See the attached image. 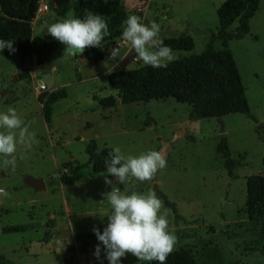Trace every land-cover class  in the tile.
I'll use <instances>...</instances> for the list:
<instances>
[{"label":"rangeland","instance_id":"rangeland-1","mask_svg":"<svg viewBox=\"0 0 264 264\" xmlns=\"http://www.w3.org/2000/svg\"><path fill=\"white\" fill-rule=\"evenodd\" d=\"M45 1L49 11L34 24L33 35H43L49 25L74 18L75 0ZM223 1L124 0V4L128 16H138L136 7L146 6L141 21L158 23L161 40L180 34L192 37V49L172 50L176 59L198 54L206 47L217 32L216 10ZM54 2L60 4L57 9ZM249 26V33L241 39H230L228 48L255 120L240 112L190 120V105L173 97L118 101L113 107L103 108L98 98L117 97V91L108 85L110 70L106 74L105 69L110 60L104 55L98 61L75 60L73 56L62 61L56 85L62 83L67 96L52 104L50 121L45 122L42 103L37 99L42 92L36 89L35 71L39 65L33 66V56L22 63L16 52L5 48L0 55V112L14 107L29 132L35 134V142L30 149L17 146L14 168L0 156V188L9 194L0 197V253L15 264H109L105 255L100 260L91 254L82 255L75 240L78 232L92 233L96 227L102 233L107 226L111 211L103 195L111 191V186L105 184L107 172L95 173L82 167L76 181L64 185L59 181L62 172L76 162L86 161L85 146L94 139L98 147H119L125 155L138 156L148 150L164 155L166 167L151 181L132 179L122 185L115 177L108 178L124 193L156 192L163 201L161 213L167 211L169 231L177 237L174 249L189 248L197 264H264L259 224L245 213V178L263 173L264 0ZM212 43L215 49L222 48L220 39ZM135 57L137 60L125 69L144 66ZM21 73L28 76L20 79ZM55 89L53 85L45 90ZM222 135L236 161L232 175L216 152ZM25 175L42 178L46 189L34 191L27 187ZM164 198L175 205V212L164 204ZM66 209L71 211L69 219ZM15 225L23 229L3 230ZM63 228L70 229L73 243L63 244L49 237ZM98 243L97 238L93 239L88 251L95 250ZM148 263L131 254L121 258V264Z\"/></svg>","mask_w":264,"mask_h":264},{"label":"trees","instance_id":"trees-1","mask_svg":"<svg viewBox=\"0 0 264 264\" xmlns=\"http://www.w3.org/2000/svg\"><path fill=\"white\" fill-rule=\"evenodd\" d=\"M261 0H224L216 10L218 29L206 47L198 54L182 56L169 62L167 67L154 68L139 66L125 69L115 66L107 74L108 84L117 91L113 95L98 98L103 108L121 103H132L173 97L178 102L190 105L189 119L197 120L210 117H221L229 113H243L255 120L249 111L239 72L228 48L230 39H241L249 33V21L255 15ZM38 0H0V39L13 41V47L22 63L33 56L37 65L47 60L60 57L64 45L54 40L48 33L33 35L31 20ZM74 18L83 19L86 11L99 14L108 24L109 35L101 42V47H88L84 55L88 60L98 61L104 57L105 50L122 33V23L128 17L124 0H75L73 3ZM236 23L230 29V25ZM220 39L222 48L215 49L212 41ZM172 50H190L194 42L190 35L180 34L162 40ZM2 51H0V55ZM20 79L27 73L18 75ZM65 87L42 91L37 99L42 103V114L45 122L51 118L52 104L65 98ZM113 149L98 147L94 139L85 146L87 159L75 163L68 171L59 175V181L71 184L78 178L79 169L89 167L93 172L106 171L104 160ZM99 152V155L97 153ZM216 152L223 159L229 175L233 174L236 161L231 156L227 138L222 135L216 145ZM245 213L248 219L260 227V251L264 254V158L263 173L250 174L245 178ZM164 204L173 212L175 205L164 198ZM22 225L5 227L4 231H20ZM97 238L94 233L79 232L75 240L81 251L89 248L90 241ZM0 264H15L0 253ZM66 264H71L68 261ZM148 264H159L149 261ZM166 264H197L191 250L179 247L167 257Z\"/></svg>","mask_w":264,"mask_h":264},{"label":"clouds","instance_id":"clouds-1","mask_svg":"<svg viewBox=\"0 0 264 264\" xmlns=\"http://www.w3.org/2000/svg\"><path fill=\"white\" fill-rule=\"evenodd\" d=\"M122 27V39L128 42L129 51L135 53L145 66L167 67L175 59L172 49L159 39L158 23L148 25L139 16L130 15ZM47 33L64 45L63 56L70 57L81 56L88 47H101L109 30L104 17L86 11L83 19L67 18L49 25ZM5 48L10 53L16 51L13 41L0 39V51ZM117 53L118 49L114 48L111 54ZM34 142L35 134L29 132L14 107L9 106L6 112H0V156L7 164L14 168L18 145L30 149ZM104 164L108 176L115 177L116 183L123 185L132 179L141 183L151 181L159 170L166 167V159L156 150L133 156L125 155L119 147H115L108 153ZM108 176H105V184L111 186V191L103 195L111 211L102 233L99 228L92 229L100 242L96 245L95 257L100 260L102 244L109 264H121V258L128 254L138 261L166 264L167 257L174 251L177 237L169 231L167 211L161 213L163 201L155 191L146 194L121 192ZM8 195L4 188H0V197Z\"/></svg>","mask_w":264,"mask_h":264},{"label":"water","instance_id":"water-1","mask_svg":"<svg viewBox=\"0 0 264 264\" xmlns=\"http://www.w3.org/2000/svg\"><path fill=\"white\" fill-rule=\"evenodd\" d=\"M135 53L128 52L119 62L118 66L120 68H124L128 63L132 61V58ZM65 57L63 54L60 57H56L50 60H47L46 62L42 63L38 66L35 73L37 74V79L42 81L45 84L46 88L53 87V76L50 74L53 67L58 66L62 59ZM24 184L27 187L32 188L34 191H41L45 190V182L40 177H33L31 175H25L24 176ZM50 238H53L55 241L61 242V243H73V237L70 234V230L68 228H63L60 231L52 232L49 234Z\"/></svg>","mask_w":264,"mask_h":264},{"label":"built area","instance_id":"built-area-1","mask_svg":"<svg viewBox=\"0 0 264 264\" xmlns=\"http://www.w3.org/2000/svg\"><path fill=\"white\" fill-rule=\"evenodd\" d=\"M141 1H146V0H141ZM144 8H146V6L136 7V11L138 13V16L141 18V20L143 19L142 14L145 12ZM48 11H49L48 3L45 0H38V4L35 9L33 18H35V20L41 19L43 16H45L48 13ZM114 48L118 49V53L115 55L111 54ZM105 52H106L107 58L111 61V63H113L114 60H118L120 57L126 55L129 52V47L126 41L122 39V37H118L111 43L110 47H108V49H106ZM135 60H137V58L135 57V54H134L132 61H135ZM36 89L44 91L46 89L45 84L42 81H38L36 85Z\"/></svg>","mask_w":264,"mask_h":264},{"label":"crops","instance_id":"crops-1","mask_svg":"<svg viewBox=\"0 0 264 264\" xmlns=\"http://www.w3.org/2000/svg\"><path fill=\"white\" fill-rule=\"evenodd\" d=\"M54 1V0H53ZM54 8H58L59 7V2H54ZM40 19H37V20H35V18H32V20H31V28H32V31H33V26H34V24H36L38 21H39ZM32 34H33V32H32ZM118 37H122V33L118 36ZM117 37V38H118ZM127 43V42H126ZM111 45V44H110ZM110 45H109V47H110ZM128 45V47H129V44H127ZM108 49V48H107ZM104 55H106V52H105V54ZM125 56V55H124ZM124 56H122V57H120L116 62L114 61L113 63H111V61H110V63H109V68H107V69H105V73L107 74L108 73V71L110 70H112L113 68H114V66L115 65H118L119 64V61L124 57ZM67 57H65L64 59H62V61L63 60H65ZM73 58L75 59V60H77L78 58H86L85 57V55H84V52L81 54V56L80 55H74L73 56ZM87 59V58H86ZM62 61H61V63H62ZM60 63V64H61ZM59 64V65H60ZM35 65H37L36 64V62H35V60H34V65L33 66H35ZM59 65L55 68V69H52L51 70V72H50V74L53 76V85L55 86V88H58V87H61L62 86V83H59L58 85H56V76L59 74ZM24 66H26L25 64H24ZM104 73V72H103ZM39 81V80H38ZM109 85V84H108ZM77 180V179H76ZM75 180V181H76ZM65 213L67 214V217H68V219L70 218V214H71V211L70 210H68V209H66L65 210ZM69 229V228H68ZM70 230V229H69ZM71 232V231H70ZM84 232V231H83ZM79 233V232H78ZM92 233H94V232H92ZM73 237V236H72ZM73 240H74V238H73ZM92 241V240H91ZM90 241V242H91ZM94 253H95V250H93V251H88V249L86 250V251H81V254L82 255H85V256H89L90 254H91V257L93 258V259H95V260H97V258L95 257V255H94ZM105 254H104V250L103 249H101V253H100V257H103Z\"/></svg>","mask_w":264,"mask_h":264},{"label":"flooded vegetation","instance_id":"flooded-vegetation-1","mask_svg":"<svg viewBox=\"0 0 264 264\" xmlns=\"http://www.w3.org/2000/svg\"><path fill=\"white\" fill-rule=\"evenodd\" d=\"M60 230H61V229H60ZM60 230H59V231H60ZM56 233H57V232H56ZM52 240L55 241L53 238H52ZM55 242H56V241H55Z\"/></svg>","mask_w":264,"mask_h":264}]
</instances>
